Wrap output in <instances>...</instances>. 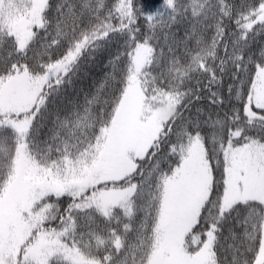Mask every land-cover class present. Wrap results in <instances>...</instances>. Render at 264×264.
Here are the masks:
<instances>
[{
    "label": "snow or ice",
    "instance_id": "1",
    "mask_svg": "<svg viewBox=\"0 0 264 264\" xmlns=\"http://www.w3.org/2000/svg\"><path fill=\"white\" fill-rule=\"evenodd\" d=\"M0 264H264V0H0Z\"/></svg>",
    "mask_w": 264,
    "mask_h": 264
}]
</instances>
